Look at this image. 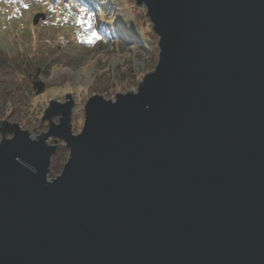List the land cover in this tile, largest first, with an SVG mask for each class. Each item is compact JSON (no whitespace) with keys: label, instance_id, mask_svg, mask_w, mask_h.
I'll return each mask as SVG.
<instances>
[{"label":"water","instance_id":"water-1","mask_svg":"<svg viewBox=\"0 0 264 264\" xmlns=\"http://www.w3.org/2000/svg\"><path fill=\"white\" fill-rule=\"evenodd\" d=\"M136 2L160 41L136 92L77 135L70 93L37 138L0 120V264H264V0Z\"/></svg>","mask_w":264,"mask_h":264},{"label":"rangeland","instance_id":"rangeland-1","mask_svg":"<svg viewBox=\"0 0 264 264\" xmlns=\"http://www.w3.org/2000/svg\"><path fill=\"white\" fill-rule=\"evenodd\" d=\"M39 13L45 18L34 23ZM147 14L136 0H0V120L37 138L49 128L48 120L40 122L45 108L52 100L65 103L70 93L72 132H82L90 96L117 100L116 93L136 92L157 66L159 35ZM36 83L44 86L42 93L34 90ZM53 120L60 122L59 116ZM2 138L0 131V143ZM57 143L49 180L70 156L65 141Z\"/></svg>","mask_w":264,"mask_h":264},{"label":"trees","instance_id":"trees-1","mask_svg":"<svg viewBox=\"0 0 264 264\" xmlns=\"http://www.w3.org/2000/svg\"><path fill=\"white\" fill-rule=\"evenodd\" d=\"M40 72H41V69L40 68H38V70H37V74H36V76L38 77L39 75H40ZM46 87V86H45ZM34 90L36 91V92H38V93H42V91H44V86L42 87V85H37V83L35 84V86H34ZM55 159L56 158H54V166H53V170H52V172H51V174L53 175V176H55L56 174H57V172H58V169H59V167H58V164H57V162L55 161Z\"/></svg>","mask_w":264,"mask_h":264},{"label":"snow or ice","instance_id":"snow-or-ice-1","mask_svg":"<svg viewBox=\"0 0 264 264\" xmlns=\"http://www.w3.org/2000/svg\"><path fill=\"white\" fill-rule=\"evenodd\" d=\"M26 6V5H25Z\"/></svg>","mask_w":264,"mask_h":264}]
</instances>
